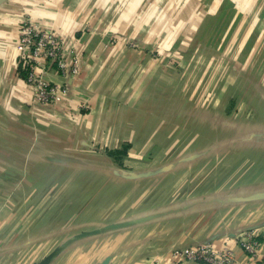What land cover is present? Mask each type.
<instances>
[{"label":"crops","instance_id":"crops-1","mask_svg":"<svg viewBox=\"0 0 264 264\" xmlns=\"http://www.w3.org/2000/svg\"><path fill=\"white\" fill-rule=\"evenodd\" d=\"M187 1L182 0L168 15L164 34H149L148 42L140 40L147 19L158 21L154 9L157 4L151 3L149 13L141 16L142 0H29L0 9V264H25L30 260L26 244H45L40 240L44 237L30 240L23 234L35 226L30 215L40 214L46 207L74 216L75 223L70 227L74 230L100 228L105 223L107 208L91 205L86 199L78 209L76 199L83 198L82 194L63 195L64 188H57L60 179L77 176L68 172L71 166L60 164L78 163L77 157L84 155L79 151L87 147L93 151L102 148L105 154L110 149L124 150L118 160L132 169L166 164L174 170L179 165L198 166L208 160H161L157 157L159 150L172 151L190 143L189 139L196 143L205 141L207 134L218 133L220 139L201 149L219 150L230 140L231 160L237 159L243 149L255 150L252 157L262 158L258 161L262 172L254 181L264 183V128L247 122L264 117V74L259 80L254 76L255 71L264 70V0ZM190 5L194 8L189 11ZM22 21L46 29L59 39L64 69L37 63L44 81L66 90L54 105L34 101L29 85L17 72ZM158 52L163 54L160 60L155 57ZM191 53L219 55L220 62L212 67L198 66L194 73L189 67L195 65L184 60ZM258 55L260 59L253 61ZM227 69L229 72H224ZM216 75L212 82L211 77ZM207 86L214 91L212 101L201 96ZM161 98L169 103L170 114L164 121L171 130L168 138L175 133L181 135L174 144L169 139L164 144L155 142L161 131L157 120ZM223 101V106L231 101L228 108L237 101L245 104L244 113L236 115L239 119L224 123L228 131H223L222 122L217 121L218 105ZM143 103H149V107L146 109ZM226 133L230 138L221 139ZM245 137L250 142L242 146L238 141ZM65 151L75 158L61 159ZM145 151H153L155 156L146 158ZM219 159L214 158L215 165ZM52 174L57 178L45 187ZM196 175L171 174L169 178L198 181ZM131 177L138 183L146 176ZM149 180L155 182L157 177ZM188 191L193 194L185 195L189 199L182 202L181 211L159 208V204L154 212L150 207L134 210L130 214L133 216H125L126 222L119 224L126 231L97 240L92 237L102 233L81 240L70 238L49 264H171V248L198 242L229 247L238 262L246 263L249 260L232 235L244 229L252 230L259 251L264 252V217L250 218L255 211L251 203L241 205L237 193L227 196V191H217L218 195L207 190ZM85 192L86 198L93 197L94 193ZM148 212L153 213L143 222L142 214ZM78 214L81 218L77 220ZM79 220L85 221V226H77ZM182 264L208 263L183 260Z\"/></svg>","mask_w":264,"mask_h":264},{"label":"rangeland","instance_id":"rangeland-1","mask_svg":"<svg viewBox=\"0 0 264 264\" xmlns=\"http://www.w3.org/2000/svg\"><path fill=\"white\" fill-rule=\"evenodd\" d=\"M16 1H29V0H6L2 4H0V9L3 7H7V5H10ZM34 1H51V0H34ZM67 1V0H66ZM103 1V0H102ZM134 1V0H133ZM190 1V0H189ZM187 1V2H189ZM192 1V0H191ZM190 1V2H191ZM157 4L154 9L157 13V20L154 19H147V22L145 24V27L143 30V37L140 41L148 42L151 38L148 36L149 34H153L155 32L163 33L167 30L168 21L170 18L171 12H174L176 9H178V6L182 3V0H142L141 2V16L145 15V12L149 13V6L150 4ZM194 6L190 5V10H193ZM187 11V10H186ZM152 13H155L154 10L151 11ZM253 12L258 13L256 10V7H253ZM170 15V16H168ZM154 18V15L151 17ZM32 24V23H31ZM154 54V53H153ZM219 55L209 54V55H202L199 53H191L189 54L184 60L189 62L191 65L189 68H192L191 70L196 73L198 71L199 67H212V65L215 62H220L217 58ZM261 55H258L259 58L256 59V57L253 59V61H257L260 59ZM155 57L160 60L161 57H163L162 52H158V54L155 55ZM228 58L231 59L228 55ZM261 61H264V57ZM260 61V62H261ZM197 66V67H196ZM224 71V70H223ZM221 71V73H223ZM224 72L228 73L229 69L225 70ZM219 73V72H218ZM177 74V72H176ZM264 74V70H257L254 73V76L257 77V80L260 79V77ZM216 76H212V82L213 80H216ZM256 79V78H255ZM211 86H207V88L204 90L203 94H201L202 97H205L206 101H212V97H215L213 94L214 91L210 90ZM202 89L200 88V91ZM217 95V94H216ZM227 98V96L223 97ZM215 101V100H214ZM225 103L222 102V105L218 107L217 111L220 113L218 122H222L221 127L223 128V131H228L226 129H229V127H225L227 125H224V123L228 122H234L237 119H239V114L244 113L245 111V104L242 102H233V106L237 107L238 109H233V106L229 107L228 102L225 106H223ZM168 101L161 98L158 101V130L159 134L155 139V142H162V144L167 143L166 139H169L173 141V144L175 142H178L177 139L181 136L179 134H174L170 138H168L169 135H167L168 132H170V126H165L164 121L166 117V114H170L168 111ZM210 102L207 103L209 105ZM143 106L147 109L149 107V103H143ZM227 106V107H226ZM207 109H210L208 107ZM244 109V111H243ZM211 110V109H210ZM168 120V119H167ZM243 120V119H242ZM230 121V122H229ZM239 122V121H238ZM248 123H251L252 125H258L260 127L264 128V117L257 118L255 121L249 120ZM229 133H226L221 136V139H229L230 136ZM173 138V139H171ZM184 136L181 137L180 142ZM220 139V136L218 133H210L207 134L205 141H200L194 143V141L191 139L187 140L188 144L179 145L177 149L172 151H166V150H159L157 157L161 160H166L167 158L173 157V158H194L192 161L198 158H205L206 161L205 164L198 165V166H188L186 165H179L175 167L173 170L171 166H166V164H162L156 167H153L151 169H132L126 166H122L120 161L118 159H121L122 154L124 151L122 150H115L110 149L109 151H118L117 153L110 154L109 151L106 153L105 150L100 148L98 151L95 149L93 151L89 147L86 149L79 151L81 154H84L83 156H78L76 164H71L70 162H67L66 164H60L64 166H71L69 169V173L76 174L75 178H72L71 180H65L62 181L61 179L57 182V188L61 189L64 188V191H62L60 194L67 195L68 193L72 194L73 196L77 194H82V197H78L77 203H78V209L81 208L82 201H85L86 199L91 203V205H95L97 207H104L108 209V213L105 214L104 222L101 223L102 226L100 228L93 229L96 233H102L100 236L96 235L92 237V239H102L103 237H106V235H114L116 233H119L121 230L126 231V229H123L122 226H120V223L126 222L124 218L130 217L133 215H130L134 210L137 209H143L149 208V211H153L155 205L159 204L158 206H161L159 208L163 209H176L178 208V211H181V205L182 202L188 200V197H185V195L190 189L194 190H207L206 192L211 193V195H218L219 191H222L226 193L225 191L229 192L227 196L232 195L231 193H237V197L242 200H238L241 205H245L247 203H251L253 207L255 208V211L253 212L254 215L250 218H254L256 216H259L261 218L264 217V195L261 197H258L259 192L264 193V183L262 182H255L254 179L257 178V176L260 175L262 172L261 164L258 161H262L253 158V154L256 152L255 150H247L243 149L241 151V154L239 153L236 157L237 159H230L229 154L231 153L228 146L230 145V140L227 142V147L220 148L219 150H211V149H201L205 144H209L210 142ZM252 138V137H251ZM264 138V137H263ZM243 140V141H242ZM252 143H255V139ZM193 141V143H192ZM250 139L245 137L242 138L240 141H238L239 144L242 143L246 145L249 144ZM172 144V145H173ZM182 144V143H181ZM232 145V143H231ZM105 149V147H103ZM201 149V150H199ZM120 151H122L120 153ZM146 152V151H145ZM143 153V155L145 154ZM93 153V154H92ZM171 154V155H169ZM155 156L154 152H146L145 156L146 158H151ZM218 156V157H217ZM227 156V157H226ZM61 159H69V158H75V155H70L68 151H65L62 155H60ZM94 157V158H93ZM221 158L219 159V164H214V158ZM168 160V159H167ZM75 162V161H74ZM57 163V160H56ZM194 163V162H193ZM192 163V164H193ZM212 163V164H210ZM197 174L196 180L188 181H174L169 178V175L175 174L176 176H179L180 174ZM134 174H142L146 177L142 178V182H134V178L131 177ZM167 176V177H166ZM157 177V180L155 182H150L151 178ZM166 177V178H165ZM57 178V175L52 174L51 178L46 182L45 187L48 186L52 181H54ZM75 179V180H74ZM253 179V180H252ZM252 184H251V181ZM254 181V182H253ZM152 184V185H151ZM251 186V188H247L248 186ZM66 189V190H65ZM88 192H92L93 197L86 198V190ZM74 192H71V191ZM137 191L140 195V199H137L136 193ZM218 191V192H217ZM77 193V194H76ZM207 193V194H208ZM59 194V193H58ZM193 194V192H192ZM206 194V195H207ZM136 196V197H135ZM212 200H215L211 197ZM51 200V199H50ZM135 201V204H134ZM177 206H176V205ZM184 205V204H183ZM212 205V203H210ZM250 205V204H248ZM69 210V209H68ZM67 210V211H68ZM56 210L53 209V207H46L45 210H41L40 214L34 213L31 214L30 217L33 218L32 222L35 224L33 229H30L28 234L25 232L23 236L25 238L30 237L36 238L40 236V238L44 237L45 244L37 245V244H26V248L29 249V251H26V253L30 252V255H28L30 260H27L25 264H32L36 263L38 260V257L42 258L45 254L50 252L51 250H56V253L53 255V257L46 263L49 264L52 262L58 255L59 251L65 247L70 241V238H86L87 236H92L90 233V228L86 229H71V225H73V222L75 220V217L66 213L63 215L62 211L55 212ZM164 211V210H159ZM82 212L81 210L79 213ZM154 212V211H153ZM143 213L142 214V220L148 218L150 216V213ZM149 214V215H147ZM84 215V214H82ZM130 215V216H129ZM126 216V217H125ZM81 218V215H77V220ZM249 217V216H248ZM72 218V222H70V219ZM46 219V220H44ZM132 219V218H130ZM129 220V219H128ZM127 220V221H128ZM46 223V224H43ZM85 221H77V226H85L83 225ZM149 226V224L144 225L145 227ZM44 227V228H42ZM59 227V228H57ZM128 230V229H127ZM85 232V233H83ZM123 232V231H122ZM131 232V231H130ZM234 235V233H232ZM22 236V237H23ZM102 237V238H101ZM67 238V239H65ZM112 239V238H111ZM59 240H62L63 242L61 244H57ZM42 241V242H44ZM89 241V239H88ZM36 242V241H35ZM34 242V243H35ZM83 243H86V241H83ZM73 245V244H72ZM22 246V245H21ZM20 246V247H21ZM70 247V246H69ZM27 256V255H26ZM25 256V257H26ZM24 257V258H25ZM34 258V259H32ZM18 263V262H17ZM21 262H19L20 264Z\"/></svg>","mask_w":264,"mask_h":264},{"label":"built area","instance_id":"built-area-1","mask_svg":"<svg viewBox=\"0 0 264 264\" xmlns=\"http://www.w3.org/2000/svg\"><path fill=\"white\" fill-rule=\"evenodd\" d=\"M18 43L21 47L18 58L26 67L25 81L34 101L40 105L58 103L65 94V88L44 81L37 72V63L41 61L59 71L64 69L65 59L60 52L59 39L46 29L29 21H22L19 23ZM233 237L246 254L248 262H238L229 247L215 248L210 242H198L171 248V264H182L183 260L208 264H264V252L259 251V242L251 229L238 231Z\"/></svg>","mask_w":264,"mask_h":264},{"label":"water","instance_id":"water-1","mask_svg":"<svg viewBox=\"0 0 264 264\" xmlns=\"http://www.w3.org/2000/svg\"><path fill=\"white\" fill-rule=\"evenodd\" d=\"M6 0H0V4H2L3 2H5ZM95 231L92 229L90 230V233L93 234ZM85 233V232H83ZM56 253V250H51L50 252H48L47 254H45L41 259H39L36 263H32V264H46L52 257L53 255Z\"/></svg>","mask_w":264,"mask_h":264},{"label":"trees","instance_id":"trees-1","mask_svg":"<svg viewBox=\"0 0 264 264\" xmlns=\"http://www.w3.org/2000/svg\"><path fill=\"white\" fill-rule=\"evenodd\" d=\"M16 69H17V72H18L20 78L25 79L26 78V67L23 66L20 61L18 62ZM122 151H124V150H122ZM122 151H120V153ZM117 152L118 151H113V152L112 151H109L110 154H114V153H117Z\"/></svg>","mask_w":264,"mask_h":264}]
</instances>
